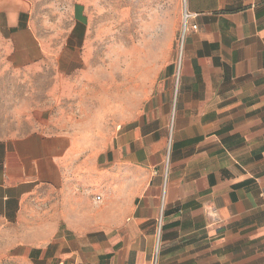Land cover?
I'll return each instance as SVG.
<instances>
[{
    "label": "crops",
    "instance_id": "0c3cea01",
    "mask_svg": "<svg viewBox=\"0 0 264 264\" xmlns=\"http://www.w3.org/2000/svg\"><path fill=\"white\" fill-rule=\"evenodd\" d=\"M30 1L0 0V90L54 62L62 99L87 84L90 125L59 98L0 108V230H21L23 264H264V0H177L180 30L135 45L156 80L135 106L79 69L104 38L87 8L55 51Z\"/></svg>",
    "mask_w": 264,
    "mask_h": 264
},
{
    "label": "rangeland",
    "instance_id": "374dc122",
    "mask_svg": "<svg viewBox=\"0 0 264 264\" xmlns=\"http://www.w3.org/2000/svg\"><path fill=\"white\" fill-rule=\"evenodd\" d=\"M75 4H82L87 8L93 27L96 29L101 26L102 31H100V34H104L103 42L100 43V51L94 55L96 58L85 59V61L79 59V69L87 72L85 62L95 65V67L104 66L108 69L107 73L98 77H100L99 79H107L108 86L116 95H118L119 88L122 89V105L125 106V103L127 105L132 104V106L139 104L138 100L134 98L135 92L145 91L143 89L145 86L150 90L156 80L151 79V75L145 73L150 69V60L144 58L142 83L134 76L137 72L135 68L139 64V61L135 60L133 56L137 48L135 45L142 44L143 50H145V47L150 45V40H162L172 29L175 31L180 30L178 22L175 25L172 24L179 13L177 9L178 1L31 0L29 17L32 26L40 37L54 41L50 44L55 47V51L61 50L60 48L64 46L67 36L71 33L73 28L72 8ZM127 49H129V56L127 55L129 58L122 57ZM175 49L176 51L179 50L178 44ZM64 52L69 54L67 50ZM83 56L84 51H81L79 57L83 58ZM57 72L58 68L54 66V62H47L44 71H40V73L16 75L13 84L10 83L6 85V89L0 90V108L2 110L10 108L12 111L22 105L29 104L36 108L39 103L42 104L43 101L52 100L51 103L48 102V106H50L54 100L56 101L59 98L62 105L59 103L57 107L60 106L59 109L63 108L69 113L72 123L82 127L89 126L88 121L90 118H87L86 110L88 100L87 84L79 85L76 82L79 78L78 75L69 76L73 81V84H71L74 86L75 94L79 96L73 97L74 99L71 96L66 97L68 100L66 98L62 99L66 89L71 91V87L68 88L70 84L67 85L65 79ZM126 72L129 74L126 75ZM84 75L80 77L86 78ZM9 81L11 80L9 79ZM157 83H163L161 76ZM123 95H126L124 97L125 102ZM149 98L150 95L143 98L144 105ZM73 100H75L74 102L79 106V109L70 106L73 104ZM72 114H78V116L73 115L72 117ZM108 125L113 129L117 126L113 121ZM20 231L0 230V264H23L25 250L22 247V234Z\"/></svg>",
    "mask_w": 264,
    "mask_h": 264
},
{
    "label": "built area",
    "instance_id": "2783aa9c",
    "mask_svg": "<svg viewBox=\"0 0 264 264\" xmlns=\"http://www.w3.org/2000/svg\"><path fill=\"white\" fill-rule=\"evenodd\" d=\"M196 28V27H194ZM97 200H100V198H97ZM158 249L155 251L151 261H150V264H158Z\"/></svg>",
    "mask_w": 264,
    "mask_h": 264
},
{
    "label": "bare ground",
    "instance_id": "6f19581e",
    "mask_svg": "<svg viewBox=\"0 0 264 264\" xmlns=\"http://www.w3.org/2000/svg\"><path fill=\"white\" fill-rule=\"evenodd\" d=\"M136 49H137V48H136ZM136 54H137V53H136ZM136 54H134V55H136ZM134 55H133V56H134ZM128 56H129V55H128ZM128 56H127V57H128ZM136 56H137V55H136ZM128 58H129V57H128ZM131 58H133V57H131ZM134 59L138 61V59H136V57H134ZM132 64H133V63H132ZM137 65H138V64H137ZM133 73H134V72H133ZM133 75H134V74H133Z\"/></svg>",
    "mask_w": 264,
    "mask_h": 264
}]
</instances>
